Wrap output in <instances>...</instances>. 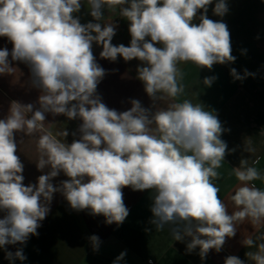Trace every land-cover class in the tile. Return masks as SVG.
Listing matches in <instances>:
<instances>
[{
	"label": "clouds",
	"instance_id": "9594fccd",
	"mask_svg": "<svg viewBox=\"0 0 264 264\" xmlns=\"http://www.w3.org/2000/svg\"><path fill=\"white\" fill-rule=\"evenodd\" d=\"M83 2L92 17L84 24L75 15L82 0H0V37L12 44L11 51L0 49V75H12L17 69L12 62H22L31 72V86L39 90L38 107L13 100L0 119V249L9 264L27 259L22 247L12 252L6 246L24 245L30 236L39 235L55 193L71 210L102 215L105 224L119 227L129 215L123 188L152 190L149 223L156 231L168 226L174 241L188 238L186 251L199 249L201 260L210 250L219 253L245 220L264 223V187L252 183L264 182V175L247 166V160L233 168L241 184L229 197L237 208L230 213L214 182L229 152L221 139L226 129L214 110L179 99L185 92L179 65L211 70L215 64L236 60L227 24L207 17L213 0ZM116 6L129 22V46L114 45L117 25L102 23L105 9ZM201 10L199 23H194ZM228 10L226 0H216L212 9L219 17ZM94 43L102 46L101 59L140 61L136 79L143 83L151 107L130 99L131 107L121 112L102 102L97 87L107 73L93 54ZM230 74L234 80L254 75L245 69L241 76L235 68ZM215 79L205 77L203 84L210 87ZM165 98L175 102L153 111L156 101ZM46 114L81 120L79 138L69 144L66 130L55 134L44 130ZM37 132L43 134L37 139L35 164L38 170L49 171L25 186L16 134ZM244 151L252 149L245 146ZM61 173L68 179L54 185L53 178ZM87 240L92 251L99 252L100 237ZM256 240L264 241V234L243 239L245 247L257 248L245 256L251 264H264V242L257 245ZM125 256L126 251L121 252L113 264ZM224 264L245 261L229 255Z\"/></svg>",
	"mask_w": 264,
	"mask_h": 264
},
{
	"label": "crops",
	"instance_id": "0c3cea01",
	"mask_svg": "<svg viewBox=\"0 0 264 264\" xmlns=\"http://www.w3.org/2000/svg\"><path fill=\"white\" fill-rule=\"evenodd\" d=\"M228 12L219 17L213 14L215 3L209 5L207 17L213 21L227 24L231 36L232 55L236 60L228 64H215L211 70L197 68L191 63L181 64L184 73L182 83L185 86L180 100L190 99L193 103H201L206 110H214L226 131L222 133L229 152L225 156L219 179L214 182L220 188L219 196L228 206L229 212L237 208L229 199L230 195L240 186L233 173L234 167L240 166L241 160H247V166H255L264 175V0H226ZM119 7L106 8L103 22H113L117 25L114 45H130L131 36L128 31L129 22L119 16ZM194 23H199V15ZM82 24L92 21L89 9L82 0V7L76 13ZM94 22V21H93ZM258 37V38H257ZM161 47L162 45H157ZM11 51L12 44L6 37H0V49ZM102 46L93 44V54L97 63L106 70V75L97 87V94L102 102L110 109L117 111L128 110L130 99H137L142 106L149 108L152 101L144 91L143 83L136 79V68L140 61L133 59L125 62L118 57L115 62L100 58ZM11 59V58H9ZM17 69L12 75H0V119L4 118L15 100L23 104H36L39 90L31 86V72L29 67L19 61L12 62ZM244 75V70L254 75L243 80H234L230 69ZM115 70V71H113ZM216 77L210 87L203 84L205 77ZM170 98L158 100L154 110L166 108L173 103ZM38 107V104H36ZM81 120H69L63 115L53 117L46 114L44 130L54 134L66 130V143L79 138L77 129ZM73 132H77L74 137ZM43 132L33 136L16 134L19 145L17 155L24 164V184H35L37 178L49 171L43 172L36 167L38 160L37 139ZM252 151H244V147ZM235 151H231V150ZM255 162V163H254ZM68 179L63 173L53 178L54 185L61 180ZM257 187H264V182H252ZM124 203L129 209V215L119 227L113 223H104V217L92 216L87 211L71 210L67 201L60 193H55L50 204V211L41 221L37 230L38 236H30L26 244L8 245L7 250L15 252L23 248L27 259L23 262L16 260L14 264H113L115 258L126 251V256L120 264H224V259L235 255L247 261L245 253L256 251V247H245L244 238L253 239L264 234V223L253 224L245 220L237 227L234 237L228 238L217 253L210 250L207 257L201 260L199 249L191 253L186 251L187 239L184 242L174 241L166 226L156 231L149 221L152 218L150 207L152 204V190L133 191L130 187L123 188ZM3 214L0 213V216ZM97 235L102 241L99 252L94 253L87 237ZM261 242L256 240L257 245ZM0 264H9L5 259V250L0 249Z\"/></svg>",
	"mask_w": 264,
	"mask_h": 264
},
{
	"label": "rangeland",
	"instance_id": "374dc122",
	"mask_svg": "<svg viewBox=\"0 0 264 264\" xmlns=\"http://www.w3.org/2000/svg\"><path fill=\"white\" fill-rule=\"evenodd\" d=\"M216 2V0H213V3H215Z\"/></svg>",
	"mask_w": 264,
	"mask_h": 264
}]
</instances>
